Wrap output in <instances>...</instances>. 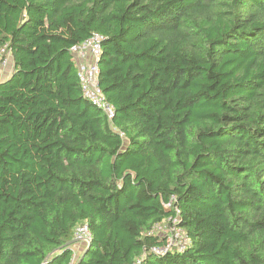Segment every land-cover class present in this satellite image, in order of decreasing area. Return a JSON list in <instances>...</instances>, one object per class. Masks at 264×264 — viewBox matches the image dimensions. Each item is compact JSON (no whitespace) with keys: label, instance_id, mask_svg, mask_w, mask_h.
<instances>
[{"label":"trees","instance_id":"1","mask_svg":"<svg viewBox=\"0 0 264 264\" xmlns=\"http://www.w3.org/2000/svg\"><path fill=\"white\" fill-rule=\"evenodd\" d=\"M103 36L110 121L73 48ZM0 264H264V0H0ZM172 218L183 253L152 229Z\"/></svg>","mask_w":264,"mask_h":264},{"label":"built area","instance_id":"2","mask_svg":"<svg viewBox=\"0 0 264 264\" xmlns=\"http://www.w3.org/2000/svg\"><path fill=\"white\" fill-rule=\"evenodd\" d=\"M102 43L103 36L95 33L89 40L74 47L72 51L78 54L75 55L81 57V62H76L79 70V80L83 96L95 107L101 110L111 121L115 117V109L107 100L99 82L101 74L100 58L102 55ZM2 53L7 55L6 59L0 66V82L3 80V73L10 62V53H6V50H3ZM168 229L169 235L167 233H162L164 230ZM159 231H161L162 237H165V245L162 248L153 249V252L156 255L165 256L172 251L183 253L188 248L190 238L186 230L177 225V220L169 218L164 220L162 223L156 224L153 227L151 234L153 236L160 235ZM157 237L161 238V236ZM75 238L78 242L87 241L91 243L92 234L89 227L87 225L79 226L76 229ZM168 240L170 241V244Z\"/></svg>","mask_w":264,"mask_h":264},{"label":"rangeland","instance_id":"3","mask_svg":"<svg viewBox=\"0 0 264 264\" xmlns=\"http://www.w3.org/2000/svg\"><path fill=\"white\" fill-rule=\"evenodd\" d=\"M74 53V52H73ZM77 54V53H74V55ZM78 55V54H77ZM77 55L74 56L75 58V61H78V62H81V57H78ZM77 56V57H76ZM11 71H13V68H12V63L9 62V65L7 66V68L5 69L4 73H3V80L5 79L4 77H7L8 75H10ZM165 229V228H164ZM157 230V229H156ZM159 230V229H158ZM160 232V235H155L156 237L157 236H161V231ZM158 233V232H157ZM162 233H167L169 235V229L168 230H164ZM162 238H165V237H162ZM175 239V238H174ZM73 244L71 245L73 250H74V254H73V257H72V264H78V261L81 259V257L86 253L87 249L89 248V242L87 241H83V242H78L76 241V238H75V235H74V240H73ZM169 244H170V241L168 240ZM169 254V253H168ZM167 254V255H168ZM166 256V255H165Z\"/></svg>","mask_w":264,"mask_h":264}]
</instances>
